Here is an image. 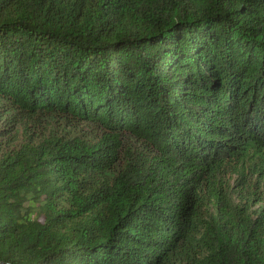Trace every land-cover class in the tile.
Returning a JSON list of instances; mask_svg holds the SVG:
<instances>
[{
  "label": "trees",
  "instance_id": "trees-1",
  "mask_svg": "<svg viewBox=\"0 0 264 264\" xmlns=\"http://www.w3.org/2000/svg\"><path fill=\"white\" fill-rule=\"evenodd\" d=\"M0 107V264H264V0H0Z\"/></svg>",
  "mask_w": 264,
  "mask_h": 264
},
{
  "label": "rangeland",
  "instance_id": "rangeland-1",
  "mask_svg": "<svg viewBox=\"0 0 264 264\" xmlns=\"http://www.w3.org/2000/svg\"><path fill=\"white\" fill-rule=\"evenodd\" d=\"M2 108L3 107H0V109H2ZM6 115H8V120H9L11 117L10 111L5 115H1V112H0V128H2L4 126ZM51 127L49 126L51 131H53V129L54 130L56 129L58 132H63V131L68 132V131H72L74 129L70 124L64 123V121L62 123H58V122L54 123L51 125ZM14 135L16 137V140H18V138L22 139V137L24 136V134L22 133V130L15 132ZM0 139H2L1 136H0ZM3 139H6V138L4 137ZM125 141L127 143H133V144H135L137 142V140L132 135H127Z\"/></svg>",
  "mask_w": 264,
  "mask_h": 264
}]
</instances>
